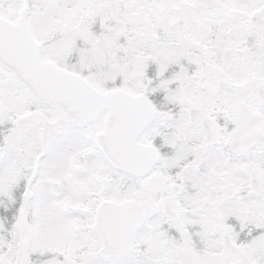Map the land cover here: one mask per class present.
I'll list each match as a JSON object with an SVG mask.
<instances>
[{
  "label": "snow or ice",
  "instance_id": "obj_1",
  "mask_svg": "<svg viewBox=\"0 0 264 264\" xmlns=\"http://www.w3.org/2000/svg\"><path fill=\"white\" fill-rule=\"evenodd\" d=\"M0 264H264V0H0Z\"/></svg>",
  "mask_w": 264,
  "mask_h": 264
}]
</instances>
